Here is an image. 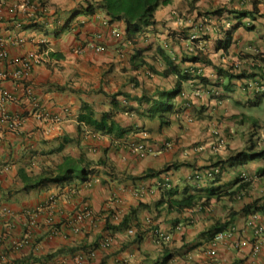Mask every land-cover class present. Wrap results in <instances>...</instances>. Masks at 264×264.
<instances>
[{
	"label": "crops",
	"instance_id": "crops-1",
	"mask_svg": "<svg viewBox=\"0 0 264 264\" xmlns=\"http://www.w3.org/2000/svg\"><path fill=\"white\" fill-rule=\"evenodd\" d=\"M96 1L0 2V43L6 54L0 58V70L13 72L17 67L11 62L29 53L43 59L24 79L0 84L15 98L4 112L22 121L21 130L12 131L0 113V207L9 211L0 213V264H264V240L260 253L253 254L254 234L244 227L249 215L239 214L246 205L264 198V161L224 167L215 184L191 180L198 170L214 168L252 145L243 140L241 129L221 119L237 115L225 107L228 101L241 107L264 98L242 91L247 83L264 82V0H171L155 11L156 25L136 46L124 41L123 24L105 26L99 10L83 12L88 5L96 6ZM41 4L46 14L40 11ZM75 11L81 13L67 24V16ZM232 28L230 48L216 50ZM111 29L121 37H112ZM91 45L101 46L102 52L96 53ZM157 47L181 74L192 78L182 83V97L165 127L138 113L136 103L116 96L123 92L139 98L142 92L152 95L174 87L173 76L147 75L146 67L132 70L131 58L142 49L148 65L162 71L164 63L154 57ZM196 56L201 60L191 62ZM237 62L240 70L234 68ZM220 70L245 77L228 81ZM216 85L222 91L224 110L210 97L192 95L197 87L215 89ZM84 103L97 119L110 114L111 134L93 133L86 126L78 130ZM36 106L60 123L38 119ZM215 130L227 138L225 148L217 153L210 147ZM125 141L142 142L150 153L136 157L117 144ZM61 145L64 150L58 154ZM66 155L89 164L86 183L73 180L61 187L23 190L19 173L34 177L56 156ZM236 179L247 186L218 203L181 211L170 205L185 188L191 193L210 187L224 190ZM82 208H88L94 218L82 222L74 233L65 224ZM256 216V223L264 226V214ZM226 223L236 228V237L217 243L210 259L206 255L209 231ZM54 228L59 231L56 235ZM155 229L169 234L170 242L156 243ZM107 238L110 246L103 248L101 242ZM87 252L92 255L85 257ZM81 255L83 260L78 262Z\"/></svg>",
	"mask_w": 264,
	"mask_h": 264
},
{
	"label": "trees",
	"instance_id": "trees-1",
	"mask_svg": "<svg viewBox=\"0 0 264 264\" xmlns=\"http://www.w3.org/2000/svg\"><path fill=\"white\" fill-rule=\"evenodd\" d=\"M170 2L171 0H97L96 6L88 5L83 12L86 14H93L95 10H99L102 14H104L108 24H123L124 41L127 44L136 46L140 43V41H142V39H144L146 31L156 25L154 19L155 11L161 6L168 5ZM39 8L41 9L40 11L42 13H47V9L43 4H41ZM219 12L220 11H217L216 13ZM79 13H81V11H75L73 14H70V17L66 19V23L68 24L71 19H73ZM241 15L245 16L246 14ZM234 29L235 28H232L224 34V37L217 43L216 50H222L226 52L230 48L233 42ZM145 51L146 50L142 49H137L135 51L131 58L132 70L139 71L140 69L146 67L147 71L157 77L168 78L173 76L176 78L174 87L170 90H155L152 95H150L148 92H142L139 98L130 96L123 92H120L116 96L122 95L125 100H131L138 105L139 109L146 106L143 111L140 112L139 109L136 111L150 120H158L160 122V126L165 127L170 124L169 117L175 108L174 101L181 97L182 83H186L192 78L186 73L181 74L178 66L170 62V60L164 55L163 50L159 47L156 48V54L154 57L157 60L162 61L165 68L160 72L157 71L154 67L148 65V63L144 60L143 54ZM200 58V56H196L195 58L190 59V61L198 62L201 60ZM218 73L220 75L226 76L228 81L231 79L239 80L245 77L243 74L232 76L231 74L222 72L221 70ZM215 87H219V85H216ZM227 87L228 84L224 86L225 91ZM210 98L214 100L216 99L217 102H222L224 99L223 95L217 97L211 95ZM261 101L262 99L256 101L252 106L258 105ZM115 103L116 100L114 99L112 104ZM129 111H133V109H130ZM77 123L78 130L80 129V126H86L91 129L93 133L105 135L112 133L113 123L110 120V114H103L99 119H97L94 116L91 107L86 103L82 104L81 106L80 113L77 117ZM120 135H123V133H120ZM63 150L64 145H61L57 148L56 152L59 154ZM56 158L57 156L54 160L49 162V166L45 167V169H41L39 174L35 175L34 177H27L25 175L23 176L22 173H19L22 177L23 190L28 192L43 186L51 185L61 187L73 180H76L80 183H86L88 181L89 175L91 174V170L88 166L89 164H83L81 159H76L71 155L62 156L61 159ZM262 160H264V150L256 151L253 150V146H250L245 151L235 153L226 161L219 162L216 167L220 168V175L224 167H245L253 162H259ZM161 173L163 172H160V174ZM219 175H216L215 177ZM148 176L149 175L147 174L137 179H144ZM241 181L242 180L239 179L232 181L229 186H227V189L224 190L220 187H210L204 191L193 190V193H191L189 188H185L180 198L173 199L170 205L176 210L181 211L193 209L199 205L205 207L214 203H218L222 198L233 195L238 189H243L245 186H247L246 183H240ZM216 182H218V180H214L213 184ZM236 185H238L236 190L233 192L228 191L231 187ZM256 213L264 214V198L263 200H256L253 203L246 205L239 214L249 215ZM227 227L228 223L214 226L209 231L210 239L208 242L212 241L218 233L223 232Z\"/></svg>",
	"mask_w": 264,
	"mask_h": 264
},
{
	"label": "built area",
	"instance_id": "built-area-1",
	"mask_svg": "<svg viewBox=\"0 0 264 264\" xmlns=\"http://www.w3.org/2000/svg\"><path fill=\"white\" fill-rule=\"evenodd\" d=\"M2 0H0L1 2ZM33 10H36L37 8L33 6ZM32 9V8H31ZM103 25L108 26L107 21H104ZM111 36L115 39L120 38V34L116 29H111L110 32ZM91 48L94 49L96 53H101L102 48L100 46H94L91 45ZM6 57V54L3 50V44L0 43V58L3 59ZM43 62L42 57L37 53H29L27 56H25L22 59H17L11 62L12 65L16 66L17 69L13 72L9 73L7 71L0 70V84L1 82H4L6 80H12L13 82L20 81L24 79L32 70V67L35 65H40ZM234 68L236 70H240L241 64L240 62L235 63ZM242 90L244 93H248L254 96H259L264 94V82L261 83H247L246 85H243ZM204 89L197 88L194 92V96L197 98H200L203 95ZM220 90H212L211 94L215 96H220ZM208 94V91L205 93ZM15 98L8 94L6 91L3 90V88L0 86V113H1V119L4 122H9L8 128L12 131L19 132L22 127V121L17 116H9L4 112L5 106L8 102H13ZM37 111L36 117L42 121L45 122H52V123H60V119L57 117H52L50 114L46 113L38 106L35 107ZM212 136V140L210 142L211 150L214 153L219 152L221 149L225 147L226 144V138L221 136L218 132L214 131ZM145 134H141L142 138H145ZM120 146H122L124 149H126L130 154L135 155L139 158H144L146 155L150 153V150L146 147V145L142 142H122L119 143ZM167 147H170V144L166 145ZM218 173V170H207L204 172H196L193 176L195 182H200L201 180L208 178L212 179L215 174ZM0 213L7 215L9 214L8 209L4 207H0ZM87 220H93V214L86 208H83L79 210L73 218L68 221L65 225L68 226L74 233H77L79 231V225ZM245 227L247 229H253L254 235L256 237V242L253 246V252L255 254L259 253L260 251V240L264 237V227L262 226H256L255 224V218L251 217L245 222ZM59 231L55 228L52 230V233L56 235ZM235 236V229L233 227L228 228L225 232L219 233L215 236L213 241L209 244V249L206 252V255L209 258H212L214 255V249L216 247L217 242L223 241V240H232ZM153 237H155V240L158 242H168L169 236H167L165 233L161 231H155L153 233ZM110 244L109 240H106L102 246L108 247ZM238 244L237 246H239ZM91 256V254H89ZM83 255L77 257V261L80 262L83 260Z\"/></svg>",
	"mask_w": 264,
	"mask_h": 264
},
{
	"label": "rangeland",
	"instance_id": "rangeland-1",
	"mask_svg": "<svg viewBox=\"0 0 264 264\" xmlns=\"http://www.w3.org/2000/svg\"><path fill=\"white\" fill-rule=\"evenodd\" d=\"M69 17L70 16H67V18ZM177 101L178 98L174 101V104ZM218 106H221L222 110L225 109L223 107V103ZM226 106L228 110H233L235 113L237 112V115H235L233 118H222L221 122L227 124L229 123V125L241 129L242 134H244L243 140L246 142V144H252L251 146L254 145L256 147V151L264 150V132H261V127L264 125V99H262V101L255 106L243 105L238 107L230 101H228L225 107ZM262 175H264V173Z\"/></svg>",
	"mask_w": 264,
	"mask_h": 264
},
{
	"label": "clouds",
	"instance_id": "clouds-1",
	"mask_svg": "<svg viewBox=\"0 0 264 264\" xmlns=\"http://www.w3.org/2000/svg\"><path fill=\"white\" fill-rule=\"evenodd\" d=\"M104 21H107L106 19H104ZM108 24V23H107ZM108 26H110V24H108ZM229 25H227V24H225V27H228ZM117 30V29H116ZM118 31V30H117ZM119 32V31H118ZM120 34V33H119ZM120 37H121V34H120ZM101 47V46H100ZM102 48V47H101ZM146 74L147 75H153V74H151L149 71H146ZM243 87V86H242ZM197 88H202V89H204V92H203V95L202 96H206V97H211V95H213V94H211V91L212 90H220L221 91V88H219V87H215V89H212V88H204V87H197ZM197 88H195L192 92H193V94H194V92H195V90L197 89ZM208 91V94L206 95L205 93ZM243 91V90H242ZM183 92V91H182ZM244 93V92H243ZM192 94V95H193ZM220 95H222V91L220 92ZM262 95H264V94H262ZM185 96V95H184ZM194 96V95H193ZM201 96V97H202ZM213 96H215V95H213ZM259 96H261V95H259ZM181 97H182V95H181ZM195 97V96H194ZM200 97V98H201ZM217 97V96H216ZM254 97H257V96H254ZM189 99H191V96H189L188 97ZM195 98H197V97H195ZM214 100V99H213ZM215 102H216V104L217 105H220L222 102H217V100L215 99L214 100ZM261 129H262V131L261 132H264V125L261 127ZM216 131V130H215ZM216 132H218V131H216ZM219 133V132H218ZM220 134V133H219ZM221 136H223L222 134H220ZM212 136H213V134H212ZM224 137V136H223ZM226 138V137H225ZM126 142V141H125ZM129 142V141H128ZM119 143L120 142H118L117 144L119 145ZM226 143H227V138H226ZM167 144H169V143H167ZM166 144V145H167ZM120 146V145H119ZM225 146H226V144H225ZM225 148V147H224ZM223 148V149H224ZM222 150V149H221ZM207 170H218V173L217 174H215L214 176H213V178L212 179H208V178H205V179H203V180H201L200 182H203V181H205V180H209V181H214L215 180V176L216 175H219V173H220V168L219 167H214V168H211V169H205V170H198L197 172H204V171H207ZM195 174V173H194ZM194 174H193V176H194ZM193 176H192V179L191 180H193L194 182H195V180H194V178H193ZM195 183H197V182H195ZM199 183V182H198ZM83 209V208H82ZM86 209H88V208H86ZM81 210V209H80ZM89 210V209H88ZM90 211V210H89ZM78 212V211H77ZM91 212V211H90ZM92 213V212H91ZM75 215V214H74ZM251 217H254L255 218V224H256V226H262V225H260V224H257L256 223V219H257V216H256V214H249V216L245 219V221H244V227H245V222L249 219V218H251ZM73 218V217H72ZM71 218V219H72ZM93 218H94V216H93ZM70 219V220H71ZM69 220V221H70ZM67 223V222H66ZM180 227V226H179ZM230 227H233L234 229H235V236H234V238L236 237V233H237V231H236V228L234 227V226H228L223 232H225L228 228H230ZM262 227H264V226H262ZM178 229H180V228H178ZM245 229L246 230H251L252 232H253V234H254V231H253V229H247L246 227H245ZM155 231H161V230H157V229H155V230H153L152 231V237H153V233L155 232ZM161 232H163V231H161ZM223 232H220V233H223ZM163 233H165V232H163ZM167 236H169V234H167V233H165ZM219 234V233H218ZM215 238V237H214ZM213 238V239H214ZM233 238V239H234ZM153 239H154V241L156 242V243H158V244H160V245H163V244H167L168 242H170V240H171V238H170V236H169V241L168 242H158V241H156L155 240V237H153ZM106 240H109L108 238L107 239H104L102 242H101V246H102V244L106 241ZM264 240V237L260 240V251H261V244H262V241ZM110 241V240H109ZM213 241V240H212ZM212 241H210V242H207V246H208V249H209V244L212 242ZM223 241H225V240H223ZM230 241V240H229ZM220 242H222V241H220ZM255 242H256V237H255V235H254V242H253V246H254V244H255ZM217 243H219V242H217ZM239 243H237L236 244V247H240V245L239 246H237ZM217 245V244H216ZM109 246H110V244H109ZM108 246V247H109ZM253 246H252V252H253ZM103 247V246H102ZM103 248H107V247H103ZM216 248V247H215ZM260 251H259V253H260ZM214 252H215V249H214ZM259 253H257V254H255L254 252H253V254H255V255H258ZM89 254H91L92 255V253L91 252H87L86 254H85V257H88L89 256ZM214 258V255H213V257L212 258H210V259H213Z\"/></svg>",
	"mask_w": 264,
	"mask_h": 264
}]
</instances>
